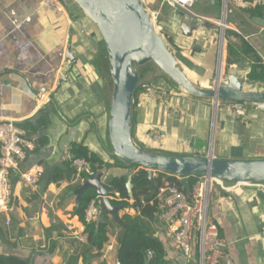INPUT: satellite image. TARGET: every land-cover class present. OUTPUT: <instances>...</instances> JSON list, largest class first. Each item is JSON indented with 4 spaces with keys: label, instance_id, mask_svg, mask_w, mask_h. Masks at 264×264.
Wrapping results in <instances>:
<instances>
[{
    "label": "crops",
    "instance_id": "1",
    "mask_svg": "<svg viewBox=\"0 0 264 264\" xmlns=\"http://www.w3.org/2000/svg\"><path fill=\"white\" fill-rule=\"evenodd\" d=\"M253 1L237 5L227 0L225 22L232 35L253 51L252 59L229 65V74L258 88L264 80L249 75L252 69L256 75L259 68L264 70V16H246ZM61 2L63 11L59 13L50 11L42 0H0V120L32 126L40 118L45 120L44 128L29 134L35 148L23 165L24 169L37 165L43 174L36 188L25 187L17 178L11 180L13 211L9 226L0 216V256L17 257L28 264H119L122 227L110 215L106 220L108 242L100 254L87 246V235L82 242L76 239L84 226L74 214L75 191L85 178L70 174L58 182L50 179L54 169L70 159L72 144L87 147L103 161L104 167L98 171L102 172L100 186L111 187L113 178L126 183L138 171L120 166L106 152L112 84L107 56L100 49L101 37L71 0ZM223 2L196 3L191 11L202 23L190 37L179 29L183 11L163 0L153 8L158 21L165 5L178 13L165 29L160 26L162 36L175 47L171 52L181 69L200 85H208L216 76L213 22L218 9L223 11ZM42 86H49L52 92L48 104L38 108L35 95ZM147 86L153 93L140 87L132 103V140L138 148L175 156L264 159V111L250 110L246 119H240L226 105L214 109L211 100L190 97L162 77ZM38 138L43 144L36 143ZM166 179L163 177L165 183ZM115 196L120 201L116 192L109 199ZM132 202L128 197V206H119L120 220L124 215L137 216ZM208 214L226 243L222 264H264V192L260 187L244 186L238 195L212 187ZM153 229L169 264H197L195 256L188 261L180 256L163 222H155Z\"/></svg>",
    "mask_w": 264,
    "mask_h": 264
},
{
    "label": "water",
    "instance_id": "2",
    "mask_svg": "<svg viewBox=\"0 0 264 264\" xmlns=\"http://www.w3.org/2000/svg\"><path fill=\"white\" fill-rule=\"evenodd\" d=\"M94 25L108 61V73L112 88L108 110L107 154L117 164L130 169L138 167L147 172L146 179L152 183L154 173L178 179L186 193L190 192L189 177H207L226 184L264 185V159H217L210 155H166L155 154L138 148L132 140V103L138 89L147 86L153 79L162 77L184 94L198 99L211 100L214 109L220 102L254 103L264 102V89L247 90L241 78L228 74L215 79L208 85L192 81L181 69L167 42L156 30L152 15L142 0H71ZM178 10L183 11L178 8ZM185 14V15H184ZM181 33L190 37L202 21L183 11ZM68 58L72 57L67 50ZM141 76L139 68L148 67ZM50 101V99H49ZM48 101V102H49ZM102 172L86 178L75 191L77 204L87 189L97 195L98 214L96 225L110 215L122 228L118 210L109 199L115 192L110 186H100ZM131 175L125 187L133 198ZM103 188V189H102ZM102 189V190H101ZM184 264V261H180Z\"/></svg>",
    "mask_w": 264,
    "mask_h": 264
},
{
    "label": "built area",
    "instance_id": "3",
    "mask_svg": "<svg viewBox=\"0 0 264 264\" xmlns=\"http://www.w3.org/2000/svg\"><path fill=\"white\" fill-rule=\"evenodd\" d=\"M171 4L176 9L187 12L192 17L191 9L200 0H163ZM226 1L223 2V12ZM237 5H244V0H230ZM44 6L50 11L62 12L61 0H42ZM255 4L264 5V0H254ZM225 15V14H224ZM220 28L229 29L225 20L221 21ZM221 48V46H220ZM222 53V50L220 49ZM221 61V60H220ZM147 93H153L149 86L142 87ZM52 88L42 86L35 95V102L38 108L45 107L50 99ZM231 112L240 119H246L250 110L264 111V102L254 103H232ZM35 148L34 141L27 137L26 132L20 128L16 122L8 119L0 120V216L6 218V225L9 226V215L13 211L11 180L17 178L27 188H36L39 179L42 177V169L34 165L29 169H24L23 165L29 153ZM75 174L84 178L94 177L89 170L88 164L84 160H74ZM178 180V179H177ZM217 186L230 194L238 195L242 187L248 185L220 183L213 179L198 178L189 193L178 189L175 185L165 183L158 188L155 199L159 204V220L167 227L169 238L180 256L188 261L193 256L196 257L197 264H222L226 243L220 237L218 227L210 219L208 214L209 196L211 188ZM264 192V185H254ZM98 214L97 199L89 203L85 211V222L96 220ZM83 225V224H82ZM85 230V228H84ZM82 230L76 239L84 241L85 232ZM111 250L112 246L107 245ZM147 259L152 258V251H147Z\"/></svg>",
    "mask_w": 264,
    "mask_h": 264
},
{
    "label": "trees",
    "instance_id": "4",
    "mask_svg": "<svg viewBox=\"0 0 264 264\" xmlns=\"http://www.w3.org/2000/svg\"><path fill=\"white\" fill-rule=\"evenodd\" d=\"M252 1L253 0H248V2ZM245 14L246 16L251 17H262L264 16V5L252 3V6L245 10ZM239 40H241V44L237 45L238 47L230 45V60H227L229 61V64L227 63L228 65L235 62L232 58L233 55L237 56V61L242 59V56L250 58V56L253 55V51L246 46V43L242 39ZM255 72L256 70L253 71L252 69L249 75L250 79H257L260 81L264 80V70L259 68L257 75ZM18 126L26 131L27 137H30L29 134H36L41 128H44L45 120L40 118L36 121L35 126H32L29 122L21 123ZM36 143L43 144V139L38 138V142L36 141ZM69 154L70 159L65 162L62 167L56 168L52 172L50 178L52 182H58L67 178L70 174H75L76 170L73 166V161L77 159L84 160L88 164L89 170L93 173V175L104 167L103 161H101L97 155L90 152L87 147L81 144H72ZM134 168L139 169L136 166L131 167L130 169ZM156 174L157 175L153 178L152 183L146 179L147 172L143 169H139L132 177V208H134L138 214L134 217L124 215L121 219L125 227L122 228L121 234L118 237L117 261L119 264H169L166 260V252L163 244L154 234L153 225L155 222H158L161 212L159 204L155 199V195L158 188L164 184L163 177H165V179L166 177L168 178L166 181L170 185H175L178 189L182 191L184 190L176 178L168 177L167 175L161 173ZM80 178L83 179L84 174H81ZM197 179L198 178L195 177H189L187 179L190 191L197 182ZM110 185L114 192L118 194V199L120 200L116 201L115 199L117 197L115 196V198H113L114 200H112V204L116 207L128 206V195L124 180L121 178H113ZM96 198L97 195L92 189L85 190L74 210V214L78 217V220L85 228L84 232L87 235V246L91 250H96L97 253L100 254L104 244L108 242L107 217L99 225H96L95 221L87 223L84 218L85 211L89 203L96 200ZM147 251H152V258L147 259ZM0 264L28 263L17 257L1 255Z\"/></svg>",
    "mask_w": 264,
    "mask_h": 264
},
{
    "label": "rangeland",
    "instance_id": "5",
    "mask_svg": "<svg viewBox=\"0 0 264 264\" xmlns=\"http://www.w3.org/2000/svg\"><path fill=\"white\" fill-rule=\"evenodd\" d=\"M143 1V4L144 6L148 9V11L150 12V14H153V21H154V24H155V27H156V30L158 31V33L160 35L163 34L162 32V28H166V25L168 26L169 24V21L171 18H174L178 15V13L176 12H172L170 10V7H168L167 5H165L164 7H161L160 11H159V21L156 17V10H154V5H156V3H158V5L160 4V2L162 0H142ZM222 9V8H221ZM225 11L223 12L222 10L218 9V12L216 14V19L215 21L213 22V26H214V32H213V40H214V44L216 46V53H215V67H216V71H218V74L220 73V79L224 80L225 77L231 72L232 73V70L230 69L229 67V61L227 60H230L229 59V49H230V45H235V47H238L237 45H240L239 43V38L232 35V33L230 32V30H227V29H223V28H220V24H221V21L225 20L226 17H225ZM161 26V27H160ZM90 37L93 38V35H91ZM166 38V42H167V45H168V48L172 51V52H175V47L173 46L172 42L169 40L168 37H165ZM99 42H100V38L98 39ZM221 40L223 41L222 44H223V47H222V53L220 52V45H221ZM100 49L103 53H105L104 56H106V52H105V49H104V44L101 40L100 42ZM224 50V51H223ZM224 54V55H223ZM239 54V53H238ZM240 55V54H239ZM236 55H233V61L237 62L236 64L237 65H240V62L242 61H237V56L235 57ZM224 57V58H223ZM243 57V58H242ZM241 60H244V56H242ZM250 58H252V56H250ZM254 58V57H253ZM246 59V58H245ZM221 60V61H219ZM223 61V64H222V69L220 71L219 67H220V62L222 63ZM246 62V61H245ZM228 63V64H227ZM228 67H227V66ZM150 66L148 67H143V68H139L138 72L140 73L141 76L144 75V73L147 71V68H149ZM219 69V70H218ZM215 73H213L214 75ZM245 83V88L247 90H253L254 89V85L252 83H248V82H244ZM254 83H257V82H254ZM261 88L262 84L264 85V83H258ZM219 104H224L226 105L229 110L231 109L232 107V103L231 102H220ZM218 104V105H219ZM231 111V110H230ZM139 170V169H138ZM135 171V170H133ZM156 173H154L155 175ZM157 175V174H156Z\"/></svg>",
    "mask_w": 264,
    "mask_h": 264
},
{
    "label": "bare ground",
    "instance_id": "6",
    "mask_svg": "<svg viewBox=\"0 0 264 264\" xmlns=\"http://www.w3.org/2000/svg\"><path fill=\"white\" fill-rule=\"evenodd\" d=\"M222 42H223V41L221 40V45H220V46H221V48H220L221 50H222V47H223ZM223 51H224V50H223ZM223 55H224V54H223ZM223 58H224V57H223ZM219 61H220V60H219ZM222 64H223V61H222V63L220 62V67H219V69L222 67ZM219 69H218V70H219ZM221 69H222V68H221ZM221 69H220V71H221ZM219 75H220V73H219Z\"/></svg>",
    "mask_w": 264,
    "mask_h": 264
}]
</instances>
